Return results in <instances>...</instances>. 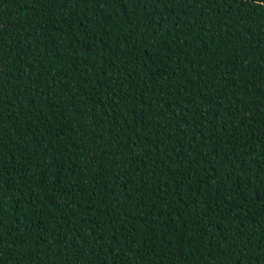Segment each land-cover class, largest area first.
<instances>
[{
    "label": "trees",
    "instance_id": "1",
    "mask_svg": "<svg viewBox=\"0 0 264 264\" xmlns=\"http://www.w3.org/2000/svg\"><path fill=\"white\" fill-rule=\"evenodd\" d=\"M0 264H264V0H0Z\"/></svg>",
    "mask_w": 264,
    "mask_h": 264
}]
</instances>
